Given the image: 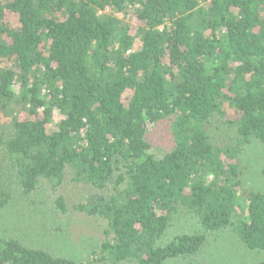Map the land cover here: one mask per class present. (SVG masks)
<instances>
[{"label": "trees", "instance_id": "obj_1", "mask_svg": "<svg viewBox=\"0 0 264 264\" xmlns=\"http://www.w3.org/2000/svg\"><path fill=\"white\" fill-rule=\"evenodd\" d=\"M0 114V172L105 222L75 260L0 220V264H208L220 235L264 255L243 160L264 146V0H0ZM12 200L0 183V215Z\"/></svg>", "mask_w": 264, "mask_h": 264}, {"label": "rangeland", "instance_id": "obj_2", "mask_svg": "<svg viewBox=\"0 0 264 264\" xmlns=\"http://www.w3.org/2000/svg\"><path fill=\"white\" fill-rule=\"evenodd\" d=\"M27 118L26 112L21 113ZM10 114H0V136H10ZM170 136V125L164 123L154 129L153 137L158 148L165 147ZM244 166L248 170L245 189L264 191V146L253 144L244 155ZM0 183L13 196L10 207L1 213L0 220L5 235H16L29 245L47 246L61 256L80 260L97 249V244L105 227V222L78 213L58 214L54 198L47 190H39L32 196H24L18 181L5 165L0 172ZM83 188V187H82ZM71 186L67 189L68 201L77 199L83 189ZM70 203V202H69ZM71 204V203H70ZM186 221L183 227L177 223L169 237L184 229L190 230ZM205 259L208 264H259L264 255L244 248L232 236L220 235L210 239L206 246Z\"/></svg>", "mask_w": 264, "mask_h": 264}]
</instances>
